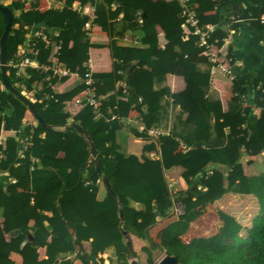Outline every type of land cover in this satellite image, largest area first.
Returning a JSON list of instances; mask_svg holds the SVG:
<instances>
[{"label":"trees","instance_id":"trees-1","mask_svg":"<svg viewBox=\"0 0 264 264\" xmlns=\"http://www.w3.org/2000/svg\"><path fill=\"white\" fill-rule=\"evenodd\" d=\"M57 1L65 6L42 12L38 2L28 8L27 0H0L14 15L8 59L33 30L43 26L47 33L58 32V36H53L50 47L40 45L39 63L50 64L57 57L83 77L90 50L95 47L84 31L89 17L72 9L77 0ZM78 1L95 6L94 24L111 37L113 70L94 72L99 93L108 96L102 105L104 115L95 118L88 105L74 114L66 110V102L83 90L81 81L59 93L56 85L67 78L48 80L49 72L32 68L17 76L8 67L11 84L34 103L47 124L43 127L3 88L0 69V134L2 129L15 131L7 139L5 158L0 161V173L8 172L15 180L0 188V264H16L13 254L21 256V264H74L75 256L82 264H105V253L110 254L108 264H130L132 257L138 258L132 236L144 242L142 252L147 264H157V249L177 257L178 264H264V172L248 175L242 161L248 147L264 151V66L256 73L249 72L237 65L240 55L228 50L236 78L230 83V98L224 109L219 92L212 88V64L201 55L197 38L183 39L184 20L176 0ZM206 1L191 0V5L202 25L217 26L212 38L218 40L219 47L229 36L228 29L238 27L239 23L233 22L236 19L248 22L259 32V40L264 39V0H218L216 12L204 15L196 4ZM113 5L117 7L113 9ZM235 5L240 10L235 11ZM231 15H235L232 20ZM5 26L0 13V39ZM129 32L140 37V46L122 42ZM169 75L182 77L184 89L172 92L167 83ZM166 98L181 113L172 134L152 141L130 127L129 132L143 138L145 144L141 155L127 154L118 140L120 133L126 136L121 132L125 128L122 120L140 115L148 127L159 126ZM108 107L114 108L121 119H108ZM255 109L260 110L259 117L251 121ZM24 120L29 122L25 124ZM71 124L92 137L102 175L119 201L109 190L103 200L98 199L102 177L89 162L88 144ZM27 136L32 145L26 157L19 159L20 138ZM104 142L109 146L103 148ZM180 142L186 150L175 155ZM178 164L188 188L174 193L167 178L155 177L154 172ZM146 171L152 173L146 175ZM18 189L28 193L21 195ZM230 192L256 199L258 212L251 225L240 227L231 218L224 227L217 226L214 236L186 240L200 217L199 209L215 205ZM176 204L182 205L183 213L164 227L158 242L154 241L150 229L159 219L167 218ZM90 217L96 223V232L88 229ZM31 224L35 230L45 228L49 233L46 259L40 258ZM226 235L230 238H223ZM84 242H90L85 255L79 253ZM26 245L28 250L24 249ZM92 254L98 263H93Z\"/></svg>","mask_w":264,"mask_h":264},{"label":"crops","instance_id":"crops-1","mask_svg":"<svg viewBox=\"0 0 264 264\" xmlns=\"http://www.w3.org/2000/svg\"><path fill=\"white\" fill-rule=\"evenodd\" d=\"M166 1L171 2L173 0H166ZM35 2H38L39 9L42 12L50 8L62 9L65 6L64 2H60L57 0H27L28 3L27 7L30 8L32 4H34ZM217 4H218V0H209L203 3L196 4V7L200 8L201 11L204 13V15H213L217 10L216 8ZM234 10L235 11L240 10V7L238 5H235ZM234 17L235 15H231L230 20H232ZM238 23H239L238 27L236 29H232V33L230 35L229 41L225 44V50L228 51L229 49H231L236 53H238L240 56L236 59L237 65H239L243 69H246L249 72L256 73L264 66V39L259 40V32L255 29H252L248 22L241 20ZM39 28H44V27L42 26ZM90 40L95 45V47L91 48L90 50V58L92 60L94 72L97 73L111 72L113 70V65H114L112 47L110 44L111 37L107 32L103 31L99 26L94 24L92 37ZM123 43L127 44L125 42ZM78 81L80 80L67 79L65 82H61L57 84L56 90L57 92L62 93L68 87H70V85ZM167 83L171 88L172 92L181 91L185 87V82L183 78L176 75H169L167 78ZM229 87H230V83L227 80V78L222 74H218L216 79L214 80V85L212 88L219 92L224 109L227 108V101L230 98ZM252 97H253V92L250 89L248 95L249 101H251ZM170 103H171V99L166 98L164 100V104L166 108L164 110L162 123L159 126L172 129L178 123V118L181 113L178 107H174ZM259 113L260 110L255 109L253 115L251 116V121L257 119L259 117ZM182 117L184 119L186 116L184 115ZM130 127L123 128L121 132L125 133L126 136L120 133L118 136V140L127 154L139 156L142 154L145 140L143 138L135 137L133 134H131L129 132ZM108 146H109V142H104L102 147L106 148ZM185 150H186L185 146L183 145V143L180 142V144L176 147L174 154L177 155L180 152L183 153ZM151 156H154V154L152 153ZM262 156H264L262 152L259 153L255 149L248 147L242 159L244 165V172L248 175L255 173L257 169L258 170L261 169V171L264 172V167L263 168L259 167V158ZM150 173L152 172L146 171V175ZM154 173H155V177H159L160 175L166 177L174 193L179 192L181 190H186L188 188L185 180L182 177L183 168L179 164L167 169L164 172L155 171ZM11 181L12 180L10 179L8 172L0 173V188L1 186H6L7 184L11 183ZM17 192L21 195H26L28 193V191L24 189H18ZM107 192L108 189L102 182L99 187L98 199L103 200L107 195ZM249 203L253 205L256 204L257 212H258V204L253 196L240 195L230 192L226 194L221 200H219L215 205L200 208L199 209L200 217L196 222L192 224L191 230L189 231V234L186 236V238L190 237L191 239L194 237H198L202 235L203 231L209 232L208 230L210 229L214 231L213 233H216L217 226L219 225L224 227L225 224L230 222L229 220L231 218L234 219L235 222H237L240 227H244L245 225H241L239 219L242 215L245 216L246 214L249 213ZM177 217L178 216L174 214V208H173L170 215L167 218L159 219L158 223L150 229V235L153 238V240L158 242L164 227L169 222L176 220ZM1 221L2 218L0 217V222ZM87 226L90 231L92 232L97 231L96 223L93 217L89 218ZM29 229L33 232L34 238L39 245L40 258L46 259L47 258L46 245L49 238L48 231L45 228L40 230H35L32 224L29 227ZM206 236L208 237L210 235H206ZM223 238H230V236L226 235L223 236ZM131 240L134 250L138 254V258L132 257V259L130 260V264L131 261H133V259H138V263L142 264V260H143L142 255L144 253L142 252V247L144 246V242L134 236L131 237ZM29 248H30L29 245H26L24 249L28 250ZM89 251H90V242H84L79 248V253L84 255L89 253ZM109 256H110L109 253H105L103 255V258L106 260L105 264H108ZM12 258L14 259L16 264H21L22 258L19 254H13ZM145 260H147V256ZM74 264H82L81 260L77 256L74 257Z\"/></svg>","mask_w":264,"mask_h":264},{"label":"built area","instance_id":"built-area-1","mask_svg":"<svg viewBox=\"0 0 264 264\" xmlns=\"http://www.w3.org/2000/svg\"><path fill=\"white\" fill-rule=\"evenodd\" d=\"M181 9L183 17V39L188 40L191 36L197 38L196 45L202 50L201 55L208 59L212 64L211 67V76H212V87L214 85V80L218 74H222L227 78L229 83H232L235 78V72L232 67L233 58L228 57V51L225 50V44L229 41L232 29H228L229 36L224 39V45L219 47L217 45L218 40L213 41V34L216 32L217 26L214 24H205L202 25L197 16L195 8L191 5V0H176ZM117 6L113 5V9ZM72 9L89 17V21L85 24L84 31L86 35L91 39L92 31L94 27V20L96 19L95 6L93 5H84L78 1L72 4ZM234 19V18H233ZM240 19H236L233 22H239ZM264 22V16L262 17ZM139 22L142 23V18H139ZM53 36H58V32H54L52 35L47 33L44 28H37L32 31L27 40L23 45H20L16 52L7 60L8 67H11L17 76H21L27 69H37L44 72H49L50 76L47 77L48 80L56 78H67V79H78L84 85L83 90L71 101L66 102V110L74 114L83 106H90L93 109L95 118H102L104 115L103 112V102L107 99V95H102L97 89V80L94 77V70L91 58L85 63L86 73L82 77L79 72L72 71L66 65L59 61L56 57L50 61V64H40L38 57L40 55V45L44 44L45 47H50L53 44ZM123 42L140 46V37L137 34L131 32L127 33L123 37ZM60 49V46L57 47V51ZM4 88V87H3ZM28 96L32 97V93H28ZM244 103L247 105V100L244 97ZM108 119H121L117 114L114 113V108H107ZM28 120H24V123L27 124ZM124 127H132L140 132L144 133L148 139L152 141H157L161 136L171 135L172 131L170 128H165L161 126L148 127L140 115L130 116L124 118L123 120ZM15 134V131H6L2 129L0 134V161L5 158L4 148L7 142V139ZM20 148L18 150L19 159H24L26 157V152L32 145L30 137L20 138ZM264 154V151L262 152ZM154 157H159L158 154H154ZM33 163L36 162L34 157H31ZM12 183H15V180L12 179ZM100 180L98 183H101ZM182 209L179 212V215L183 213V207L181 204H178ZM178 209L177 204L174 206V211Z\"/></svg>","mask_w":264,"mask_h":264},{"label":"water","instance_id":"water-1","mask_svg":"<svg viewBox=\"0 0 264 264\" xmlns=\"http://www.w3.org/2000/svg\"><path fill=\"white\" fill-rule=\"evenodd\" d=\"M143 13L142 11H140ZM0 13L3 15L5 21H6V26L4 33L0 39V69H1V75H2V84L3 87L9 92V94L15 96L19 101H21L29 110L30 114L33 116V118L38 121L43 127H46L47 124L45 121L40 117L38 114L35 105L32 101H30L27 97H25L22 93H20L10 82L9 77H8V65H7V60H8V54H7V44H8V38L13 26V21H14V15L12 11L9 9V7L0 4ZM72 127L76 129V131L85 139L86 143L89 146L90 149V158L89 162L90 164L94 165L95 171L99 174L100 177H102V182L104 185L107 187V189L116 196L118 199L116 193L112 190L110 183L108 179L102 175L101 169H100V157L98 150L96 148V145L92 139V137L88 134L87 131L82 129L81 127L71 124ZM119 201V199H118ZM120 219H123V210L120 209ZM123 234L126 237L127 240V245L130 246L131 242L129 241V238L127 236L126 231H122ZM92 261L93 263H98L97 257L93 254L92 255ZM131 264H139L136 259H133L131 261ZM158 264H178L177 257L175 256H170L166 255V257L163 259L162 262H159Z\"/></svg>","mask_w":264,"mask_h":264},{"label":"rangeland","instance_id":"rangeland-1","mask_svg":"<svg viewBox=\"0 0 264 264\" xmlns=\"http://www.w3.org/2000/svg\"><path fill=\"white\" fill-rule=\"evenodd\" d=\"M259 167H262V168L264 167V156H262V157L259 158ZM258 171H261V169H259V170L257 169L255 172H258ZM177 207H178V209L176 210V212L174 211V214L176 216L179 215V212L182 209L181 207H179L178 204H177ZM256 213H257V206H256V204L253 205V204L249 203V213L246 214L245 216H243V215L241 217L239 216L240 217L239 222L241 223V225H245L244 227L250 226L251 225V220L256 215ZM208 231L209 232L203 231L202 232V235L203 236H206V235H210V236L212 235V236H214V233H213L214 231L213 230L210 229ZM189 239H190V237L186 238V240H189ZM165 255H166V253L163 252V251H161L160 249L155 250L154 251V257H155L156 263H158L159 260H160V258L163 257V256H165ZM142 256H143L142 264H147L146 263V260H145L146 259L145 253H143ZM136 260L138 261V259H136Z\"/></svg>","mask_w":264,"mask_h":264},{"label":"bare ground","instance_id":"bare-ground-1","mask_svg":"<svg viewBox=\"0 0 264 264\" xmlns=\"http://www.w3.org/2000/svg\"><path fill=\"white\" fill-rule=\"evenodd\" d=\"M165 257H166V255H165V256H163V257H161V258H160V260H159V262H162V261H163V259H164ZM159 262H158V263H159Z\"/></svg>","mask_w":264,"mask_h":264}]
</instances>
